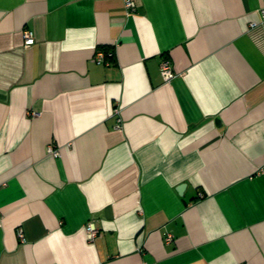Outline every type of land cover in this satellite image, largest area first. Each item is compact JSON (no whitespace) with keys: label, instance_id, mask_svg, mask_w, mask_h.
I'll list each match as a JSON object with an SVG mask.
<instances>
[{"label":"crops","instance_id":"0c3cea01","mask_svg":"<svg viewBox=\"0 0 264 264\" xmlns=\"http://www.w3.org/2000/svg\"><path fill=\"white\" fill-rule=\"evenodd\" d=\"M134 1L0 0V264H264L262 2Z\"/></svg>","mask_w":264,"mask_h":264},{"label":"built area","instance_id":"2783aa9c","mask_svg":"<svg viewBox=\"0 0 264 264\" xmlns=\"http://www.w3.org/2000/svg\"><path fill=\"white\" fill-rule=\"evenodd\" d=\"M124 2H125V6H126L128 11L133 12L136 10V3L134 0H124ZM261 2L262 3H261V7L259 9V14H260V19L262 21H264V0H261ZM255 23L256 22H254L253 25ZM23 37H24V44L26 46L32 45L36 42V37H35L34 32L32 30H29V29L25 30ZM113 54H114V52L111 51V52H109L108 55L111 57ZM105 55H106L105 52L98 50L95 58L99 63L105 62V63L109 64L110 61L104 60ZM160 72H161L163 79L166 82H170L177 75L171 61L167 57H164L161 60ZM116 112H119V110L116 109ZM30 113L34 114V115L37 114V112H35V111L30 112ZM50 150L55 155H57L59 153L58 150H56V149L50 148ZM87 232H88V237L90 239H94L98 233V229L94 226L93 223H89L87 226ZM20 235L21 236L23 235L21 231H20ZM238 264H247V263L240 262Z\"/></svg>","mask_w":264,"mask_h":264},{"label":"water","instance_id":"95a60500","mask_svg":"<svg viewBox=\"0 0 264 264\" xmlns=\"http://www.w3.org/2000/svg\"><path fill=\"white\" fill-rule=\"evenodd\" d=\"M184 188V184H181L179 187H178V190L181 192V189Z\"/></svg>","mask_w":264,"mask_h":264}]
</instances>
